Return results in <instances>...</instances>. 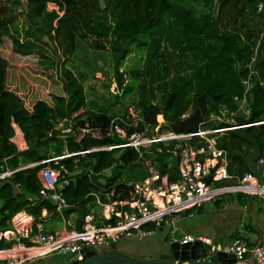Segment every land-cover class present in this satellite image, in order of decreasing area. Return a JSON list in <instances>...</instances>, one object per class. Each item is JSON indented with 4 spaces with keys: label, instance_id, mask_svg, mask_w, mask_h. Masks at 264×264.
Returning a JSON list of instances; mask_svg holds the SVG:
<instances>
[{
    "label": "trees",
    "instance_id": "obj_1",
    "mask_svg": "<svg viewBox=\"0 0 264 264\" xmlns=\"http://www.w3.org/2000/svg\"><path fill=\"white\" fill-rule=\"evenodd\" d=\"M50 4L58 10H51ZM11 38L6 58L1 49ZM103 54L110 73L104 87L114 103L110 108L90 105L84 88L90 76L103 71L97 64ZM31 58L61 89L51 93L50 103L36 100L28 105L8 88L11 68ZM112 81L121 95L110 94ZM243 97L249 110L246 122L264 121V0H0V174L74 155L58 165L69 173V184L61 192L69 207L62 212L81 215L77 229L86 215L95 218L100 209L96 198L102 204L130 199L134 184L149 176L146 161L170 182L178 179L177 159L161 145H151L141 156L128 147L86 153L123 144L107 135L110 127L124 128L127 135L140 133L146 126L154 127L160 115L173 131L172 125L188 109L190 115L198 110L202 118L213 112L232 113L239 107L234 98ZM116 105L121 111L112 109ZM129 108L139 117L135 126L126 124ZM13 124L24 134L25 151H17L9 141ZM241 132L257 142L264 157V125ZM217 148L226 152L230 175L248 172L235 155L252 152L248 142L228 131ZM43 166L8 178L19 190L16 196L9 185L0 188V231L10 227L18 213L36 220L43 209L56 213L55 204L40 195L37 175ZM123 168L140 174L123 176ZM110 169L112 174H105ZM10 246L1 241L0 251Z\"/></svg>",
    "mask_w": 264,
    "mask_h": 264
},
{
    "label": "built area",
    "instance_id": "obj_2",
    "mask_svg": "<svg viewBox=\"0 0 264 264\" xmlns=\"http://www.w3.org/2000/svg\"><path fill=\"white\" fill-rule=\"evenodd\" d=\"M109 92L114 96L121 95L115 81H112ZM234 100L239 102L235 112L220 111L219 115L210 113L202 118L196 133L169 130L160 115L157 116L154 127L146 126L140 133L127 135L124 128L116 125L110 127L107 135L117 136L123 144L92 149L86 153L128 147L141 155L151 145H161L177 159L178 179L170 182L167 176L155 172L153 165L146 162L149 176L133 186L130 199L99 204L101 213L98 218L103 221L99 225L93 214H89L82 219L79 229L64 227L58 232L46 233L40 221L18 213L12 217V228L0 231V242L12 243L11 248L0 251V264H23L49 253L66 254L72 256L74 260H81L80 252L85 247L110 249L120 241H141L152 237L157 234L158 229L174 226L180 213L213 203L228 194L261 197L264 209V157L255 162L256 166H263V184L260 185L257 177L250 172L241 177L230 175L227 172L226 152L217 148L218 140L225 132L264 125V121L247 123L249 110L246 99L243 97L241 100L237 98ZM190 112V109L186 110L179 121L187 119ZM137 121H139L137 113L133 108H129L126 124L135 126ZM214 122L229 127H217L214 126ZM210 123H213V126L205 127ZM12 127L14 136L9 141L18 151H24L27 146L23 142V136L16 125L13 124ZM157 151L160 152L161 148ZM71 156L74 155L64 154L62 157L16 170L44 165L37 175L42 187L40 195L55 204L57 213L69 207L61 193L69 184V173L58 165V161ZM50 163L58 165V168L51 167ZM16 171L0 174V182L8 179ZM224 181L226 183H223ZM174 241H178L179 244L195 241L202 243L207 252V259L223 253L232 254L235 259L242 260V256L249 248L243 240H236L230 244H216L206 237L193 238L187 235ZM252 252L254 264H264V242Z\"/></svg>",
    "mask_w": 264,
    "mask_h": 264
},
{
    "label": "rangeland",
    "instance_id": "obj_3",
    "mask_svg": "<svg viewBox=\"0 0 264 264\" xmlns=\"http://www.w3.org/2000/svg\"><path fill=\"white\" fill-rule=\"evenodd\" d=\"M21 1L25 2V0ZM49 8L51 10H58V8L53 4H50ZM22 19H19V25L21 22H23ZM18 30L21 31V27ZM12 39L13 38L8 39L1 49V54L3 56L5 55L6 58L8 57L7 54H9L11 50V44L13 42ZM130 57H132V55ZM104 59H106L105 54L98 57L97 64L103 68V71L101 73L99 72L94 77L90 76L84 82V88L86 97L90 102V105H94L92 102H95L96 106H100L101 104H103L106 108H110L114 103H112L113 98L110 97L104 87L106 84L105 79H108L110 74L108 67L104 62ZM128 59L129 60L127 61V66L130 67L132 64L131 58ZM7 85L8 88L20 95L21 98L25 99L28 105H32L36 100H43L47 103H50L51 93H61L59 85H57V83L54 82L51 77L43 73L38 67L36 59L32 58L23 63L15 64V66L11 68ZM133 94L128 98V100H130ZM127 104H129V101ZM115 108L121 111L119 105H116V107H113L112 109ZM121 173L123 176H128L130 178L138 177L140 174L139 172L130 174V172H128L126 168H123ZM105 174L111 175L112 170H107ZM214 211L215 208L213 206L204 205L203 214L197 215L194 208L192 217L184 218L183 220L174 223V226L176 225V228L180 229V232L177 233H174V231H172L169 232L168 235V231L166 229L167 227H165L163 230L158 231L156 236L148 237L141 241H120L118 244H116L119 250V254H123L128 258L134 259H157L161 256H166V254L169 253V245L174 239L179 240L183 236L187 235L193 238L204 235L213 239L217 237L215 233L216 226H214ZM166 234L169 236V240L162 241ZM178 234L184 235H180L179 237Z\"/></svg>",
    "mask_w": 264,
    "mask_h": 264
},
{
    "label": "crops",
    "instance_id": "obj_4",
    "mask_svg": "<svg viewBox=\"0 0 264 264\" xmlns=\"http://www.w3.org/2000/svg\"><path fill=\"white\" fill-rule=\"evenodd\" d=\"M19 133L20 135L23 136L24 139L23 142H25L27 146L24 134L20 129H19ZM27 148L25 150H27ZM146 162H145V166L147 168ZM223 183H226V181H224ZM96 202L98 206L100 203L102 204V201L99 198H96ZM205 205H211L215 208L214 226H216L215 233L217 237L213 238L215 242L213 241V239L209 238L208 236L201 235L199 237L209 238L212 242L216 244H230L236 240H243L246 242L247 245H249V247H254L258 245V243L264 238V209L262 207L263 203L261 197H251L242 194H228V196L224 195L219 199H217L216 201H214L213 203H208ZM201 207L195 208V212L197 213V215L203 214L204 205ZM199 208H201L200 211ZM190 211L192 212L188 213L189 211H185L180 213L175 223L183 220L184 218L192 217L193 216L192 213L194 212V209ZM100 213L101 210L99 209L98 212L95 214V220L98 225L101 224V222H103L101 218H98ZM25 215L28 216L27 214ZM80 216L81 215H78L77 212H72L69 214V216H65L63 212L48 214L47 211L43 209L41 212V217L36 221H40L46 233H55L62 230L64 227L77 228L79 224L78 218H80ZM11 228H12V224L10 223V227H8L7 229H11ZM166 229L168 231L167 234L172 231H174V233L180 232V229H177L176 225L167 227ZM167 234L165 235V237L169 238L168 236L169 234L168 235ZM180 235H184V234H180ZM236 236H238V238H236ZM165 237L163 238L162 241H165ZM3 242L8 243L10 245L12 244L11 242H7V241H3ZM102 250L105 252L116 251L119 253L117 245L113 246L110 249H102ZM166 256L168 255L166 254ZM73 261L74 258L72 256L66 254L49 253L41 256L36 260L28 261L23 264H72Z\"/></svg>",
    "mask_w": 264,
    "mask_h": 264
},
{
    "label": "water",
    "instance_id": "obj_5",
    "mask_svg": "<svg viewBox=\"0 0 264 264\" xmlns=\"http://www.w3.org/2000/svg\"><path fill=\"white\" fill-rule=\"evenodd\" d=\"M201 122L202 117L197 110L187 119L176 121L172 125V129L179 133H196ZM233 132L252 146L253 150L249 154L236 151L235 155L241 158L247 171L255 175L259 184L262 185L263 166H256L255 164L261 157L257 142L247 133L241 132L240 129H235ZM4 185L11 187L14 196L18 194L19 190L12 181L5 179L0 182V188ZM262 242H264V238L258 245ZM258 245L249 247L247 253L242 256V260L235 259L232 254L223 253H218L213 258L207 259V252L202 243L195 241L193 243L179 244L178 241H173L169 245V252L171 253V260L169 261L144 258L132 259L119 253H107L103 250L85 247L80 252L82 259L74 260L72 264H254L252 250Z\"/></svg>",
    "mask_w": 264,
    "mask_h": 264
},
{
    "label": "flooded vegetation",
    "instance_id": "obj_6",
    "mask_svg": "<svg viewBox=\"0 0 264 264\" xmlns=\"http://www.w3.org/2000/svg\"><path fill=\"white\" fill-rule=\"evenodd\" d=\"M167 255L170 257L171 256V253L169 252V253H167ZM171 258V257H170Z\"/></svg>",
    "mask_w": 264,
    "mask_h": 264
},
{
    "label": "bare ground",
    "instance_id": "obj_7",
    "mask_svg": "<svg viewBox=\"0 0 264 264\" xmlns=\"http://www.w3.org/2000/svg\"><path fill=\"white\" fill-rule=\"evenodd\" d=\"M116 201V200H115ZM119 201V200H118ZM84 216V215H83Z\"/></svg>",
    "mask_w": 264,
    "mask_h": 264
},
{
    "label": "clouds",
    "instance_id": "obj_8",
    "mask_svg": "<svg viewBox=\"0 0 264 264\" xmlns=\"http://www.w3.org/2000/svg\"><path fill=\"white\" fill-rule=\"evenodd\" d=\"M174 240H172V242H173Z\"/></svg>",
    "mask_w": 264,
    "mask_h": 264
}]
</instances>
